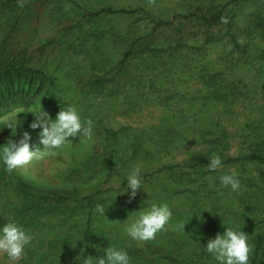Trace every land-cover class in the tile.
Segmentation results:
<instances>
[{
    "label": "rangeland",
    "instance_id": "obj_1",
    "mask_svg": "<svg viewBox=\"0 0 264 264\" xmlns=\"http://www.w3.org/2000/svg\"><path fill=\"white\" fill-rule=\"evenodd\" d=\"M225 3L222 18L231 8L229 15L236 14L241 24L264 10V0H23V6L20 0H0V70L10 68L19 83L25 79L27 84L40 83L42 89L34 104L0 116V144L12 135L6 128L8 120L31 114L52 100L58 109L75 104L82 118L94 121L90 142L70 138L71 144L56 149L55 156L34 159L12 173L0 167V223L11 214L33 235L19 264H77L82 248L84 256H96L103 255L98 251L108 245L125 248L131 264H215L204 244L222 232L223 220L229 219L249 235L254 251L253 230L264 229V148L259 144L264 137L260 131L253 132L255 126L250 122H241L247 134L236 140V146L227 149L226 141L211 145V155L220 153L224 163L223 169L212 173L205 168L208 160L175 164L183 155L176 156L175 150L171 153L162 146L145 158L143 144L133 159L117 166L123 152L131 151L130 144L126 146L131 132L143 129L149 119L153 134L161 130L171 135L181 130L182 124L187 131L184 128L181 133H195L188 130L193 125L191 112L182 116V112H145L143 95L136 96L135 102L128 101L126 95L146 90L150 82L164 84L163 77L169 72L186 68L188 72L182 73L186 79H175V85L182 100L189 97L196 81H191L190 63L186 65L187 59L178 56L193 51L195 38L191 37L184 49L178 46L180 52L169 45L176 44L172 41L180 31L184 35L196 31L197 20L192 14L198 8L210 6L213 11ZM223 25L210 29L214 40L206 32L200 38L215 45V35H224L218 30ZM259 44L251 43L248 56L259 51ZM105 93L112 97H102ZM242 106L235 110V117L241 118L245 111L256 113L253 105ZM127 109H132L129 120L135 126L127 122L128 129L121 132L129 136L115 143L113 134L122 126L113 119L125 121ZM231 111L227 107L224 117ZM137 163L142 165L145 192L140 189L130 199L127 192L119 194L126 185H109ZM228 171L240 174L239 192L222 187L218 179H209ZM148 201H167L173 224L190 219L186 234L170 227L153 240H131L123 231L125 219L133 218ZM97 203L109 206L107 218L95 211ZM217 211L222 217L213 215ZM192 213L202 219L190 218ZM76 239L81 240L74 247ZM253 251L250 264H264V257L252 261ZM0 264L12 262L0 255Z\"/></svg>",
    "mask_w": 264,
    "mask_h": 264
},
{
    "label": "trees",
    "instance_id": "obj_2",
    "mask_svg": "<svg viewBox=\"0 0 264 264\" xmlns=\"http://www.w3.org/2000/svg\"><path fill=\"white\" fill-rule=\"evenodd\" d=\"M226 4L216 6L213 11H210V6L198 8L199 12L192 14L197 20L196 31L186 35L180 31L178 38L172 41H175L176 44L169 45L174 52H180L178 46L184 49V47H188L187 43L191 37L195 38V48L191 53L183 52L180 55L178 53L179 58L182 55L183 59H187L186 65L190 63V78L192 82L196 81V87H192L189 97L182 100L175 85V79H186L182 77V73L188 72L186 68L182 71L169 72V76L163 77L166 78L164 84L150 82L146 85V90L143 89L142 92L136 90L133 96L126 95L130 102H135L136 96L143 95L146 101L145 112L147 110L151 112L166 111L169 114L182 112L181 116L184 115V112L187 114L191 112L194 119L193 125L188 130L195 131V133H181V130L186 126L180 124L181 130H177L171 135L161 130L153 134L150 132L149 119L148 124L143 125V129L132 131L129 136V134L121 132L122 128L128 129V127L125 128V125L130 122L132 109L131 111L127 109L128 118H125V121L120 117L113 119L114 121L118 120L122 126L113 134L115 143L123 142L124 135L131 138L130 143H126L127 147L130 144L129 150L131 151L123 152L124 155L119 158L117 163L118 168L120 163H126L133 159L138 154V146H142V144L146 148L145 158L151 152L153 153L156 147L162 146L171 153L175 150L176 156L183 155L181 160L175 164H203L207 161V156L211 155V145L224 144L226 141V144H229L228 149L232 148V145L236 146V140L244 138L243 135H246L247 132L241 127L242 121L253 124L255 126L253 132L260 131L264 137V10L253 13L254 15L251 16L247 24H241L236 14L229 15L231 8L225 13L226 17L222 18ZM225 21L227 22L225 23ZM221 22L224 25L222 29L219 27L218 30H221L225 36L215 35L218 37L216 44L207 45L203 37H200L206 32L210 40H214V37L211 36L213 32L210 29ZM251 43L252 45L260 43L259 51L248 56ZM14 72L10 68L0 70V116L15 108H26L34 104L42 91L40 83L27 84L25 79L19 83L18 75ZM180 72L181 74H179ZM102 97L109 99L112 95L105 93ZM242 105H248V107L253 105L256 113L245 111L241 118L235 117V110L243 108ZM41 107L51 115H55L59 110V106L55 104L54 100L43 103ZM227 107L232 111L229 116L224 117L223 111ZM102 110L103 114L108 116L107 109L102 108ZM124 110L126 111V108ZM124 113L122 112V114ZM32 119L33 117L29 113L18 116L15 129L17 136L27 130L31 132L33 140H37L38 129L32 130L28 127ZM138 122L139 120L136 123L138 124ZM130 125L135 126L133 123ZM185 130L187 131V128ZM259 144L264 148V139ZM226 159L231 160V156ZM252 237L255 244L252 261L257 262L259 257H264V229L253 230Z\"/></svg>",
    "mask_w": 264,
    "mask_h": 264
},
{
    "label": "clouds",
    "instance_id": "obj_3",
    "mask_svg": "<svg viewBox=\"0 0 264 264\" xmlns=\"http://www.w3.org/2000/svg\"><path fill=\"white\" fill-rule=\"evenodd\" d=\"M20 2L23 6V0ZM31 115L33 119L28 127L32 130L38 129L39 134L36 141L33 140L31 132L27 130L17 136L15 119L6 122V128L11 130L12 135L7 142L0 144V167L8 173L18 168H25L34 159L57 155L56 149L69 146L70 138H80L82 142H90L94 136V121L90 118H82L75 104H65L59 108L54 117L41 105L35 108ZM207 160L205 168L210 173L224 168L220 155H209ZM209 179H218L220 185L230 189L231 192H239L241 189L240 174L236 171L223 172L218 177L210 176ZM121 184L126 187L119 194L127 192L130 199L135 198L140 189L145 192L142 165L135 164L123 178L116 179L109 186L120 188ZM108 207L97 203L95 211L107 218L105 213ZM135 212L136 215L133 218L127 216L125 219L127 223L123 231L131 240L137 242L153 240L157 233L167 231L170 227L186 234L185 225L190 220H181L173 224L172 207L167 201H148L146 207L139 208ZM193 215L197 220L202 219L200 214L198 218L195 213H192L190 218ZM213 215L222 217L223 214L217 211ZM221 226L223 231L218 232L214 238L207 239L204 244V250L211 260L215 264H250L253 246L249 242V235L242 231V227L233 226L230 219L223 220ZM189 233L193 235L192 232ZM80 240H75L74 247ZM32 241L33 235L15 216L9 214L5 222L0 223V255L6 256L12 264H19ZM81 250H83L81 254L76 257L77 264H131L129 253L123 247L108 245L102 251H98L103 252V255L96 256H84V249Z\"/></svg>",
    "mask_w": 264,
    "mask_h": 264
}]
</instances>
